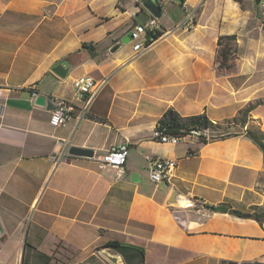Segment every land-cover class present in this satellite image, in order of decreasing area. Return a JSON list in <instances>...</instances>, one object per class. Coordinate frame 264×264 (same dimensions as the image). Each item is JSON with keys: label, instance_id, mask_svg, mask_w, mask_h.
<instances>
[{"label": "crops", "instance_id": "crops-1", "mask_svg": "<svg viewBox=\"0 0 264 264\" xmlns=\"http://www.w3.org/2000/svg\"><path fill=\"white\" fill-rule=\"evenodd\" d=\"M137 1L0 0V263L114 264L108 252L116 264H264V222L205 207L264 206V156L245 136L249 125L264 132V6L169 0L162 30L196 10L194 28L135 57ZM228 35L236 36L229 69L216 61ZM60 63L65 77L52 71ZM81 77L106 80L84 115L73 88ZM54 98L75 105L60 127L50 125ZM249 108L241 127L233 119ZM169 110L203 114L217 124L213 135L232 136L163 143L156 129ZM122 144L126 175L115 182V169L100 170L94 158ZM70 146L93 156L68 155ZM63 152L53 165L49 156ZM157 159L176 162L158 184L149 179ZM173 194L193 203L172 205ZM109 241L120 246L104 247Z\"/></svg>", "mask_w": 264, "mask_h": 264}, {"label": "built area", "instance_id": "built-area-1", "mask_svg": "<svg viewBox=\"0 0 264 264\" xmlns=\"http://www.w3.org/2000/svg\"><path fill=\"white\" fill-rule=\"evenodd\" d=\"M158 7L162 10L163 16V8L169 4V0H152ZM261 4L264 6V0H261ZM138 12L139 8H138ZM147 12V11H146ZM196 10L188 11L185 13L184 18L176 24L170 30H162L160 19H157L153 15L147 12L149 15L146 17L144 23L136 22L133 28L129 31V37L132 42V49L134 52V56H140L144 52H146L152 44H154L157 40L162 38L164 35L171 33L175 30H191L195 26V17ZM137 14L134 13L133 17L136 19ZM161 16V17H162ZM106 84V80L102 79L100 81H96L90 77H81L77 78L73 81V88L76 94L79 96L80 100L84 102L83 107V115L85 114L88 106L92 102L93 98L96 94L103 88ZM37 93H32V97L35 98ZM51 116H50V125L53 127L63 126L68 120H70L75 111V105L67 102L63 99L54 98L51 100ZM6 108V104L4 102H0V118L3 116ZM82 115V116H83ZM204 135L205 138H209L212 136L211 131L198 132L193 131L192 136L194 138H198L199 136ZM156 136L163 143H172L176 144L181 139L177 136H171L164 131H157ZM67 154L65 152L60 154H52L49 156L50 161L53 165H58L66 159ZM128 156V146L127 144H122L116 147L110 148L105 154L101 156L95 157V161L97 167L100 170L105 168H113L115 169L114 181L118 182L123 179L126 175L125 164ZM175 165H166V159H157L150 164L149 167V179L153 183H160L162 181H166L171 175ZM202 216H207L206 212L201 214ZM2 264V263H0Z\"/></svg>", "mask_w": 264, "mask_h": 264}, {"label": "trees", "instance_id": "trees-1", "mask_svg": "<svg viewBox=\"0 0 264 264\" xmlns=\"http://www.w3.org/2000/svg\"><path fill=\"white\" fill-rule=\"evenodd\" d=\"M121 2L124 0H120ZM181 4L184 0H178ZM236 53V36L235 35H228L220 37L219 48L217 51L216 61L218 62V67H226V68H233L232 65L229 64L231 60L234 59ZM257 104H264V100L257 102ZM251 108V107H250ZM249 109L241 112L238 118H234L233 121L241 125V127H245L248 122V112ZM217 124L212 123L209 121L205 115H193L188 117H181L176 112L169 110L166 112L163 117L158 121L157 124V131H164L171 136H177L180 139L185 137H193L192 132H205L211 131L216 127ZM218 127V126H217ZM232 135L226 136H209V138H205L204 135L201 134L198 138H195L199 143L205 144L207 142L213 141L215 139H222ZM245 136L252 140L262 151L264 156V132L261 131L258 127L249 125L245 131ZM207 209L211 212H220V213H227L233 215L235 217L241 219H254L259 224L264 222V206H254L253 212H243L237 209L231 208L228 204H218V205H205ZM120 246L118 241H109L105 244L104 247L106 248H117ZM141 253L143 250L138 248ZM221 264H236L235 262H228L222 261ZM246 264V263H243ZM253 264H261L258 262H254Z\"/></svg>", "mask_w": 264, "mask_h": 264}, {"label": "water", "instance_id": "water-1", "mask_svg": "<svg viewBox=\"0 0 264 264\" xmlns=\"http://www.w3.org/2000/svg\"><path fill=\"white\" fill-rule=\"evenodd\" d=\"M260 0H256L257 3H259ZM137 8H143V10L136 16V20L140 23H144L146 19L145 11L156 17L157 19H160L162 16V10L160 7H158L152 0H138L136 3ZM68 66H66L65 63L57 64L52 71L58 75L59 77H65L66 73L68 71ZM46 103V96L43 94L38 95L35 97L34 104L38 106H44ZM68 155L72 156H79V157H92L93 151L86 148H80L75 146H70L67 150ZM176 197V194H173L172 199L170 200V204L172 205H188L192 204V201H176L174 198ZM2 231V228L0 226V232ZM104 256L109 262H112L114 264L117 263V259L109 254L108 252H103Z\"/></svg>", "mask_w": 264, "mask_h": 264}, {"label": "rangeland", "instance_id": "rangeland-1", "mask_svg": "<svg viewBox=\"0 0 264 264\" xmlns=\"http://www.w3.org/2000/svg\"><path fill=\"white\" fill-rule=\"evenodd\" d=\"M163 16L161 17V19H160V22H163V20H165V18H166V16L168 15H170L169 14V11H168V9H167V6H165L164 8H163ZM170 17V16H169Z\"/></svg>", "mask_w": 264, "mask_h": 264}, {"label": "bare ground", "instance_id": "bare-ground-1", "mask_svg": "<svg viewBox=\"0 0 264 264\" xmlns=\"http://www.w3.org/2000/svg\"><path fill=\"white\" fill-rule=\"evenodd\" d=\"M142 11L143 9L142 8H139V11ZM175 161H173V160H170V159H166V165H175Z\"/></svg>", "mask_w": 264, "mask_h": 264}]
</instances>
